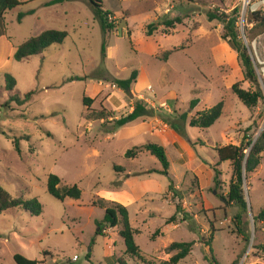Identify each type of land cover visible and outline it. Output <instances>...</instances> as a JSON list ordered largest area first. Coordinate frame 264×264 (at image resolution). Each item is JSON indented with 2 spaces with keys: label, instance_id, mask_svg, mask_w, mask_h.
Wrapping results in <instances>:
<instances>
[{
  "label": "rangeland",
  "instance_id": "374dc122",
  "mask_svg": "<svg viewBox=\"0 0 264 264\" xmlns=\"http://www.w3.org/2000/svg\"><path fill=\"white\" fill-rule=\"evenodd\" d=\"M44 1L8 11L7 35L0 36V186L43 205L39 216L20 208L0 215V264H17L15 254L41 264H118L120 257L128 264H153L175 255L178 250L168 254L166 247L181 241L194 245L179 264H264V223L254 220L264 209V152L257 170L245 177L248 211L240 226L235 220L240 207L228 198L233 166L220 161L217 152L224 145H239L245 133L247 143L259 137L264 100L248 109L234 93L235 83L253 92L255 86L244 78L237 51L224 39V24L210 19L211 13L239 8L240 37L264 80V30L247 22L250 12L264 11V0H103L115 25L107 35L87 0L47 7ZM31 10L18 20L19 13ZM177 17L182 23L164 25ZM152 23L157 29L148 35ZM47 29L65 30L68 36L42 54L13 58L19 44ZM173 48L177 50L165 59V51ZM134 71L138 77L127 93L115 81ZM6 73L17 81L11 92L5 90ZM29 91L34 95L24 105L1 106L11 95L23 97ZM195 98L200 102L191 109ZM222 100L223 113L214 125H189L200 110ZM137 101L152 114L118 127L116 119L132 112ZM150 125L155 133L170 129L173 135L161 141L145 132L143 127ZM148 142L167 146L168 175L151 172L162 164L147 149L126 156ZM51 174L61 178V188L77 184L81 197L51 195ZM111 191L160 213L135 237L144 255L140 261L125 256L118 230L109 238L95 235L105 211L93 201L113 200ZM139 203L130 207L133 227L141 226ZM168 214L177 220L162 228L161 217ZM178 218L181 225L173 226Z\"/></svg>",
  "mask_w": 264,
  "mask_h": 264
},
{
  "label": "trees",
  "instance_id": "16d2710c",
  "mask_svg": "<svg viewBox=\"0 0 264 264\" xmlns=\"http://www.w3.org/2000/svg\"><path fill=\"white\" fill-rule=\"evenodd\" d=\"M30 1L20 0H0V35H7L5 14L19 6H22ZM69 0H45L44 6H52L60 4ZM92 8L94 9L97 18L100 21L104 35H107L115 28V25L110 21L111 11L106 10L104 7L103 0H87ZM190 1H204V0H190ZM34 11L31 10L28 13L21 12L18 15V20L21 21L25 14H31ZM239 8H235L230 13L226 12H214L210 14V19H218L224 24L225 33L224 39L229 43L232 49L237 51L238 57L242 64V72L244 78L250 81L255 86V91L243 89L239 83H235L232 87L234 93L244 103L248 109H252L257 106L260 100H264V89L260 82L259 74L256 70V65L250 56L247 46L244 44L243 39L240 37L238 29L239 21ZM247 22L254 24L264 30V11H253L247 15ZM176 23H182V19L177 17L176 19L165 20L164 25L167 27H175ZM157 28L152 23L148 26V35H152ZM68 36V32L65 30L58 29H47L41 32L39 35L31 37L19 44L13 55L16 61H22L28 59L33 55L42 54L44 50L53 44H61L65 41ZM106 41L103 44V51H106ZM177 49L165 51L164 58L167 59ZM138 77V72L134 71L132 75L127 79H117L116 85L127 93L131 92V87ZM6 84L5 90L11 92L17 85L16 79L10 74H5ZM34 95L33 91H29L24 94L23 97L20 94H14L9 99L1 104V106H8L11 102H16L17 105L22 106L26 102L30 101ZM85 104L88 105L90 99L85 97ZM200 102L199 98H195L191 101V109L195 108ZM224 109V101L218 102L211 108L200 110L196 116L189 120V125L196 128H210L215 122L221 117ZM152 111L142 101H137L134 105L132 112L129 114L116 119L118 127L124 126L140 117L151 115ZM99 118H103L100 115ZM183 122H187V113L181 116ZM174 128L177 132H180L178 125L174 124ZM182 133L184 134L183 130ZM247 133L244 134L242 141L239 145L228 144L217 148L220 161H230L233 166V175L229 185L228 198L231 204H236L240 207L239 213L235 215V220L238 226L242 225L243 214L248 211V201L244 193V181L247 175L255 172L259 165L262 163V153L264 152V127L259 137L252 143H247ZM18 144V142L16 141ZM18 149V145H17ZM141 149H147L152 155L156 156L162 164L161 169H156L151 172H157L160 174H169L170 161L167 156L166 149L163 145L155 142H148L141 147H134L126 152L127 157H132L137 154V151ZM219 172L217 171V174ZM61 178L56 174H51L48 181V191L54 197L64 200L67 197L79 199L82 195L81 188L74 184L72 186H66L61 188ZM95 206L104 209V219L98 224V229L95 235H105V231L108 228H120L118 231L119 236L124 240L125 243V256H128L134 261L142 260L144 256L142 249L138 245L135 234L136 230L133 228L129 209L127 206L119 203L118 201L108 200L103 197H98L97 200L93 201ZM24 209L29 211L32 215L39 216L43 212V205L38 199L25 200L22 197H15L10 192L0 186V215L6 211L14 209ZM179 209V207H178ZM177 209V210H178ZM177 220L176 215L171 216L167 219V223H173ZM183 220H186L185 218ZM255 223H264V209L261 210L257 215L254 216ZM158 232V231H156ZM246 241H249V236L244 235ZM93 239L92 242H94ZM208 243V245H210ZM194 242H173L171 245L166 247V252L170 253L172 250H178L169 260H160L153 264H179L192 250ZM264 250V246L261 247ZM14 260L17 264H41V261L36 259H29L21 254H15ZM118 264H128L122 257L117 259ZM214 264H217L214 262ZM235 264V263H233Z\"/></svg>",
  "mask_w": 264,
  "mask_h": 264
},
{
  "label": "crops",
  "instance_id": "0c3cea01",
  "mask_svg": "<svg viewBox=\"0 0 264 264\" xmlns=\"http://www.w3.org/2000/svg\"><path fill=\"white\" fill-rule=\"evenodd\" d=\"M0 36L5 37L6 35H0ZM15 51H16V50H15ZM143 129L145 130V132H147V134H149L150 136H155V137H157L158 139H160L161 141H162L163 138L170 140V137H172V135H173V131L170 130V129H164V132H163L162 134L155 133V132L152 130V126H151V125H150V128H144V127H143ZM156 134H157V136H156ZM162 143H163V145H164L165 147H167V146L164 144V142H162ZM165 149H167V148H165ZM159 169H161V168H159ZM109 193H110V196H108L109 199L118 200L119 203H121V204H123V205H125V206L128 207V209H129V215H130V207H131L133 204H135V203H139V201H138L136 198H134V197H133V199L130 198L129 196H126V198H123L120 192L111 191V192H109ZM124 199H125V200H124ZM121 200H122V201H121ZM145 200H147V199H145ZM151 201H153V200H151ZM167 203L170 204V201L167 200ZM138 215H139L138 218L140 219V224H141V226L133 227V228L136 230L135 237H136L137 234H139V233L142 232V227H143V225H144L149 219H151V218H153V217H156V216H158V215L160 216V213L157 212V211H156L155 209H153L152 207L148 206V203L143 202V203H139V206H138ZM173 215H175V214H173ZM168 218H170V214H168V215H163V216L161 217V219H163L162 228H170L171 223H167V219H168ZM178 221H179V223H178V224H173V226L181 225L180 218H178ZM131 224H132V223H131ZM109 229H111V228H109ZM115 229L119 231L120 228H114V229L110 230V233H109V234H105V236L109 238V237H110V234H111V233L113 232V230H115ZM161 235H164V231H163V230H162V234H161ZM161 235H160V236H161ZM115 244H116V243H115V241L113 240L112 245H115ZM167 247H168V246H167ZM124 253H125V251H124ZM168 254H169V253H168ZM114 255H115V251H114V252H111V254H109V256H114ZM165 260H169V259H165Z\"/></svg>",
  "mask_w": 264,
  "mask_h": 264
},
{
  "label": "water",
  "instance_id": "95a60500",
  "mask_svg": "<svg viewBox=\"0 0 264 264\" xmlns=\"http://www.w3.org/2000/svg\"><path fill=\"white\" fill-rule=\"evenodd\" d=\"M247 48H248V46H247ZM248 50H249L250 56H251V58L253 60V63H255V58H254L253 52L249 48H248ZM256 70H257V66H256ZM259 78H260V82H261V84L263 86V89H264V80H263V78L260 75H259Z\"/></svg>",
  "mask_w": 264,
  "mask_h": 264
},
{
  "label": "built area",
  "instance_id": "2783aa9c",
  "mask_svg": "<svg viewBox=\"0 0 264 264\" xmlns=\"http://www.w3.org/2000/svg\"><path fill=\"white\" fill-rule=\"evenodd\" d=\"M134 108V106L132 107V109ZM106 232V231H105ZM79 257L77 256V255H75L74 257H73V260H77Z\"/></svg>",
  "mask_w": 264,
  "mask_h": 264
}]
</instances>
